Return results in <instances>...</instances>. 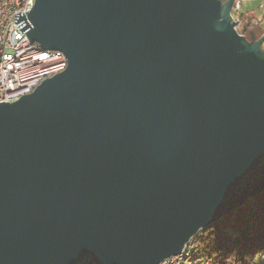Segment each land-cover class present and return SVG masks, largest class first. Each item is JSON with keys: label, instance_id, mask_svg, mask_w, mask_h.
Listing matches in <instances>:
<instances>
[{"label": "water", "instance_id": "water-1", "mask_svg": "<svg viewBox=\"0 0 264 264\" xmlns=\"http://www.w3.org/2000/svg\"><path fill=\"white\" fill-rule=\"evenodd\" d=\"M236 0H36L67 69L0 104V264H163L264 194V33Z\"/></svg>", "mask_w": 264, "mask_h": 264}, {"label": "built area", "instance_id": "built-area-1", "mask_svg": "<svg viewBox=\"0 0 264 264\" xmlns=\"http://www.w3.org/2000/svg\"><path fill=\"white\" fill-rule=\"evenodd\" d=\"M36 0H0V104L16 102L32 94L44 81L64 72L68 59L64 53L43 50L28 37L29 15ZM243 0H236L233 15L240 24ZM255 25L258 21L253 20ZM199 252L193 240L182 255L163 264L187 260Z\"/></svg>", "mask_w": 264, "mask_h": 264}, {"label": "trees", "instance_id": "trees-1", "mask_svg": "<svg viewBox=\"0 0 264 264\" xmlns=\"http://www.w3.org/2000/svg\"><path fill=\"white\" fill-rule=\"evenodd\" d=\"M239 32L244 35L251 19ZM260 38L263 33L254 30ZM199 252L192 264H264V194L248 201L219 224L202 230L193 240Z\"/></svg>", "mask_w": 264, "mask_h": 264}, {"label": "rangeland", "instance_id": "rangeland-1", "mask_svg": "<svg viewBox=\"0 0 264 264\" xmlns=\"http://www.w3.org/2000/svg\"><path fill=\"white\" fill-rule=\"evenodd\" d=\"M264 6V0H244L242 5V13L245 14L244 19H251L249 21V28L250 30L244 34V36L251 40V33L254 30H257L259 33H264V7L260 8V6ZM241 22L238 25V31L242 30L243 27H246V22L243 19H240ZM253 20L258 21L259 25H255ZM264 49V44H263ZM169 264H179L177 262L169 263ZM186 264H192V260H187Z\"/></svg>", "mask_w": 264, "mask_h": 264}, {"label": "crops", "instance_id": "crops-1", "mask_svg": "<svg viewBox=\"0 0 264 264\" xmlns=\"http://www.w3.org/2000/svg\"><path fill=\"white\" fill-rule=\"evenodd\" d=\"M243 1H244V0H243ZM242 5H243V4H242ZM263 7H264L263 5L260 6V8H263Z\"/></svg>", "mask_w": 264, "mask_h": 264}, {"label": "flooded vegetation", "instance_id": "flooded-vegetation-1", "mask_svg": "<svg viewBox=\"0 0 264 264\" xmlns=\"http://www.w3.org/2000/svg\"><path fill=\"white\" fill-rule=\"evenodd\" d=\"M258 37V36H257Z\"/></svg>", "mask_w": 264, "mask_h": 264}]
</instances>
